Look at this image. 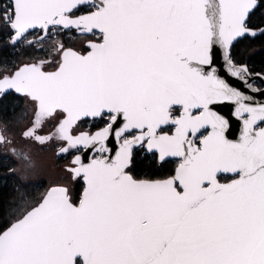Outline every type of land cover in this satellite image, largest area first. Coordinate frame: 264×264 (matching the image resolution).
<instances>
[{
  "label": "snow or ice",
  "instance_id": "6c2138e0",
  "mask_svg": "<svg viewBox=\"0 0 264 264\" xmlns=\"http://www.w3.org/2000/svg\"><path fill=\"white\" fill-rule=\"evenodd\" d=\"M261 7L0 0L12 47L43 53L0 70V97L28 102L22 136L71 155L83 182L75 198L54 183L0 228V264H264V71L234 55L264 35L251 25ZM72 33L87 46H70ZM226 102L238 139L217 110ZM141 151L173 169L136 175Z\"/></svg>",
  "mask_w": 264,
  "mask_h": 264
},
{
  "label": "trees",
  "instance_id": "16d2710c",
  "mask_svg": "<svg viewBox=\"0 0 264 264\" xmlns=\"http://www.w3.org/2000/svg\"><path fill=\"white\" fill-rule=\"evenodd\" d=\"M251 25L254 28L264 29V7L252 15ZM0 32V70L5 67L11 69L24 61L43 55L27 46L16 51V48H13L9 42V29L5 27ZM234 55L237 61L249 64L253 71H264V35L258 32L256 37H246L240 40L234 49ZM26 118L23 99L13 94L0 102V121L17 127ZM135 159V174L140 177L159 178L169 174L174 167V164L160 166L142 151L135 156ZM16 167L17 162L13 158L0 155V228H3L27 203L34 202L49 188L45 182L41 184L23 183L14 172ZM82 185L81 181L75 183L74 198L82 191Z\"/></svg>",
  "mask_w": 264,
  "mask_h": 264
},
{
  "label": "rangeland",
  "instance_id": "374dc122",
  "mask_svg": "<svg viewBox=\"0 0 264 264\" xmlns=\"http://www.w3.org/2000/svg\"><path fill=\"white\" fill-rule=\"evenodd\" d=\"M3 28H5V26L0 23V31H2ZM83 40V37H77L75 39L70 36L68 38L70 46H76L79 41L83 42ZM20 48L22 47L16 48V51ZM24 104L27 118L22 124L14 127L4 121H0V129L3 130L4 135L8 137L9 141H11L9 144H0V155L7 158H13L17 162V167L14 172L19 176L23 183L41 184L45 182L49 187L54 183L66 185L69 187L70 193L74 195L75 182L69 172L65 169V165H69L70 161H67V159L63 157L58 158V149L55 147L49 145L47 148H41L22 136V130L29 122L28 116L30 113V106L25 99ZM13 148L24 152L31 158V160L29 161L17 156L13 151Z\"/></svg>",
  "mask_w": 264,
  "mask_h": 264
},
{
  "label": "water",
  "instance_id": "95a60500",
  "mask_svg": "<svg viewBox=\"0 0 264 264\" xmlns=\"http://www.w3.org/2000/svg\"><path fill=\"white\" fill-rule=\"evenodd\" d=\"M257 35H258V33H257ZM248 37H253V36L249 35ZM240 40H244V38H240ZM85 46H87V45H85ZM214 59L217 60L218 66L221 65V64H223L222 54L220 56H218V57H215ZM226 78H229L230 79V82L234 83L235 85H238V83H239L235 78H231V77H226ZM258 80H259V78H257V81ZM258 85H259V83H258ZM15 95L20 97L19 94H15ZM257 95H258V98H264V97H260L259 94H257ZM0 98H2V97H0ZM217 110L220 111L221 114H223L226 117L230 118V128H229V132L231 134L230 135V138H232V139H238L239 138V135H240V131H241L242 125L238 121V119L234 116V109H233V107L226 102L225 104H222V105L217 106ZM0 133H2V132L0 131ZM0 144H2V143H0ZM90 151L91 150H86L83 153H81V155L83 157H87V158L90 159L91 158L90 157ZM71 164H72V160H71ZM79 179L80 178H73V180L75 182H76V180H79ZM81 183H83L82 180H81Z\"/></svg>",
  "mask_w": 264,
  "mask_h": 264
},
{
  "label": "flooded vegetation",
  "instance_id": "af4514ba",
  "mask_svg": "<svg viewBox=\"0 0 264 264\" xmlns=\"http://www.w3.org/2000/svg\"><path fill=\"white\" fill-rule=\"evenodd\" d=\"M70 36H72L73 38H77L78 36H77V34L76 33H72V34H70ZM86 45V43H85V38H84V40H83V42H78L77 43V45L76 46H72V47H75V48H83V47H86L85 46ZM258 85V84H257ZM258 86H260V85H258ZM15 95V94H14ZM16 96V95H15ZM17 97H19V96H17ZM19 98H21V97H19ZM4 99V97H2V98H0V102L2 101ZM22 99V98H21ZM23 102H24V99H23ZM99 127H102L103 125L101 124V125H98ZM83 127L85 128V129H87L88 127H89V125H83ZM0 131L4 134V132H3V130L2 129H0ZM3 145L5 144V143H2ZM57 156H58V158H60V157H63V158H65V159H67V161L69 160L70 161V164L69 165H65V169L67 170V168H68V166H70L71 165V160L73 159V157L71 156V155H68V154H60L58 151H57ZM72 179H73V177H72ZM74 181V180H73ZM78 181H81V179H79V180H76V182H78ZM75 182V181H74ZM75 182V183H76Z\"/></svg>",
  "mask_w": 264,
  "mask_h": 264
}]
</instances>
